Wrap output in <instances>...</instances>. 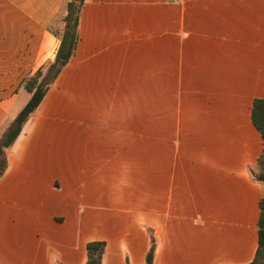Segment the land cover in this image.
I'll return each instance as SVG.
<instances>
[{
    "label": "crops",
    "instance_id": "0c3cea01",
    "mask_svg": "<svg viewBox=\"0 0 264 264\" xmlns=\"http://www.w3.org/2000/svg\"><path fill=\"white\" fill-rule=\"evenodd\" d=\"M66 1L0 0V132L54 61ZM259 99L264 0H86L74 57L7 154L0 264H85L96 241L102 264H146L151 234L154 264L253 263ZM180 117L185 142H159V118Z\"/></svg>",
    "mask_w": 264,
    "mask_h": 264
},
{
    "label": "trees",
    "instance_id": "16d2710c",
    "mask_svg": "<svg viewBox=\"0 0 264 264\" xmlns=\"http://www.w3.org/2000/svg\"><path fill=\"white\" fill-rule=\"evenodd\" d=\"M86 0H67L62 12L49 26L59 39V48L53 62L39 69L32 77L22 83V87L31 98L21 112L9 123L6 131L0 138V179L8 168V151L20 136L24 125L39 107L51 85L61 72L69 65L74 57L79 42V24L81 10ZM62 14V17H61ZM252 121L264 140V100H256L253 104ZM257 181L264 183V151L258 159ZM261 217L258 223L259 247L256 258L251 264H264V196L260 203ZM157 241L150 235V246L146 256V264H154ZM105 251L104 242H91L87 245V261L85 264H102Z\"/></svg>",
    "mask_w": 264,
    "mask_h": 264
},
{
    "label": "rangeland",
    "instance_id": "374dc122",
    "mask_svg": "<svg viewBox=\"0 0 264 264\" xmlns=\"http://www.w3.org/2000/svg\"><path fill=\"white\" fill-rule=\"evenodd\" d=\"M61 17H62V14H61ZM158 126H159V134H158L159 142L166 141L167 139L168 140L173 139L177 142L178 141L185 142V132L183 131L185 130V117L174 118V119L159 118ZM166 126L171 127V129L173 127L174 134H169V133L167 134ZM5 131L6 129L0 132V138ZM253 174L257 178L258 170H255Z\"/></svg>",
    "mask_w": 264,
    "mask_h": 264
}]
</instances>
